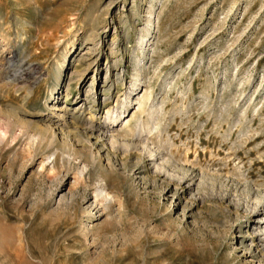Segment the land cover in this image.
Returning a JSON list of instances; mask_svg holds the SVG:
<instances>
[{
  "label": "rangeland",
  "instance_id": "1",
  "mask_svg": "<svg viewBox=\"0 0 264 264\" xmlns=\"http://www.w3.org/2000/svg\"><path fill=\"white\" fill-rule=\"evenodd\" d=\"M263 228L264 0H0V264H264Z\"/></svg>",
  "mask_w": 264,
  "mask_h": 264
},
{
  "label": "bare ground",
  "instance_id": "2",
  "mask_svg": "<svg viewBox=\"0 0 264 264\" xmlns=\"http://www.w3.org/2000/svg\"><path fill=\"white\" fill-rule=\"evenodd\" d=\"M20 76V75H19ZM146 99V95H145V93L143 92L142 93V95L139 97V98H137L135 101H136V106H137V110L143 105V101ZM134 115V112L132 113V115L131 116H133ZM106 117H107V113H106ZM70 118V117H69ZM108 118V117H107ZM114 122H117V121H114ZM121 122V121H120ZM123 126H122V129H124V131H123V134H125V133H127V132H129L130 130H131V128H130V126H129V123H130V119H128V120H125V121H123ZM19 124H22L23 125V123L20 121V123ZM65 125L67 126V129H70V127L68 126L69 124L68 123H66L65 122ZM122 125V124H121ZM119 129H120V127H119ZM92 130V129H91ZM107 131V130H106ZM115 131V130H114ZM68 132V134H70L71 132L70 131H67ZM100 132V131H99ZM115 132H118V131H115ZM3 133V132H2ZM92 134V133H91ZM4 135H6V134H4ZM98 136H99V134H98ZM1 137H2V135H1ZM40 137V136H39ZM3 139H4V137H2ZM14 138V137H13ZM12 138V139H13ZM37 138V137H36ZM2 139V140H3ZM43 139V138H42ZM45 140V139H44ZM113 140V139H112ZM54 141H52V143H53ZM39 144V143H38ZM49 157H46V159H48ZM152 158H154V157H152ZM40 167L41 168H43V165L45 164L44 162H43V160H41L40 162ZM155 163V162H154ZM51 169V168H50ZM81 174V173H80ZM81 176V175H80ZM98 192V193H97ZM96 193L97 194H99V195H101L102 196V199H106V197H108V193H106V191H105V188L104 187H101L100 189H98V191H97ZM261 219H262V215L260 214V213H256V214H254L253 215V218H252V220H251V225H253V227H257L259 224H260V221H261ZM264 229V228H263ZM259 235V234H258ZM260 236L262 237V236H264V231H263V233H261L260 234Z\"/></svg>",
  "mask_w": 264,
  "mask_h": 264
}]
</instances>
